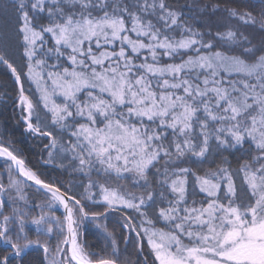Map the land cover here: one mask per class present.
I'll use <instances>...</instances> for the list:
<instances>
[{"label": "snow or ice", "instance_id": "snow-or-ice-1", "mask_svg": "<svg viewBox=\"0 0 264 264\" xmlns=\"http://www.w3.org/2000/svg\"><path fill=\"white\" fill-rule=\"evenodd\" d=\"M0 264H264V0H0Z\"/></svg>", "mask_w": 264, "mask_h": 264}]
</instances>
